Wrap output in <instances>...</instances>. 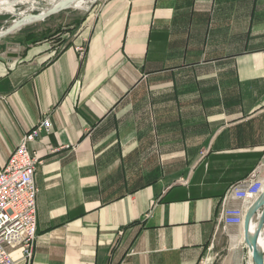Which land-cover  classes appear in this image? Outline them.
I'll use <instances>...</instances> for the list:
<instances>
[{
  "label": "crops",
  "instance_id": "1",
  "mask_svg": "<svg viewBox=\"0 0 264 264\" xmlns=\"http://www.w3.org/2000/svg\"><path fill=\"white\" fill-rule=\"evenodd\" d=\"M86 18L0 54V170L52 123L29 144L31 264H249L220 217L264 178V0H99Z\"/></svg>",
  "mask_w": 264,
  "mask_h": 264
},
{
  "label": "built area",
  "instance_id": "2",
  "mask_svg": "<svg viewBox=\"0 0 264 264\" xmlns=\"http://www.w3.org/2000/svg\"><path fill=\"white\" fill-rule=\"evenodd\" d=\"M80 56L86 49L76 48ZM52 123L49 115L24 135L0 170V264H14L11 253L21 250L23 259L31 264L36 254L37 196L39 189L35 175L39 159L29 149L42 132H50ZM264 192V178L254 177L233 189V198L247 206ZM247 210L243 207H225L221 212L224 226H243Z\"/></svg>",
  "mask_w": 264,
  "mask_h": 264
},
{
  "label": "rangeland",
  "instance_id": "3",
  "mask_svg": "<svg viewBox=\"0 0 264 264\" xmlns=\"http://www.w3.org/2000/svg\"><path fill=\"white\" fill-rule=\"evenodd\" d=\"M98 1L93 6H92L93 2H87L84 9H76V8L67 9L46 19L44 22H38L36 24L28 25L26 27L21 28V30L6 36L7 38L4 37L3 43L0 44V54L6 53L8 55H14V56L22 54L24 52V48L26 47L27 43L30 42L28 39H26L30 35L32 36L31 40H35L38 38L41 39V37H44L45 35H51V37L55 38L54 40L60 39L64 43H66L69 40L70 35L76 33L80 24L85 19H87L86 17L90 14V12L94 8V6L98 3ZM52 2L53 0L30 1L29 3H23L16 6L14 13L8 14L3 12L0 14V16H9L8 21H11L15 18V16L19 14L40 13L42 11H45L52 4ZM8 26L9 24H5L3 26L4 28H0V30L6 29ZM67 33L68 35H66ZM24 34H27L28 36H24ZM20 35L21 36L23 35L22 39L15 38V36L18 37ZM62 36L65 37L63 38ZM80 47H83L84 49L87 48L86 46H80ZM245 255L247 258V252ZM248 257L249 260H252L251 256L249 255V252H248ZM217 262L218 261H215V264H217Z\"/></svg>",
  "mask_w": 264,
  "mask_h": 264
},
{
  "label": "water",
  "instance_id": "4",
  "mask_svg": "<svg viewBox=\"0 0 264 264\" xmlns=\"http://www.w3.org/2000/svg\"><path fill=\"white\" fill-rule=\"evenodd\" d=\"M21 1L22 0H8L6 7H16ZM76 1L78 0H54V3L45 11L40 13H23L15 16V18L11 21L6 20L5 23L9 24V26L6 29L0 30V39L21 30L23 27L45 21L62 11L70 9ZM97 1L98 0H95L92 6ZM1 7L2 6L0 5V8ZM252 220L256 223V229L251 241L253 248V262L254 264H264V250L260 251L258 248L259 238L264 233V192L253 202L247 211L245 229Z\"/></svg>",
  "mask_w": 264,
  "mask_h": 264
},
{
  "label": "bare ground",
  "instance_id": "5",
  "mask_svg": "<svg viewBox=\"0 0 264 264\" xmlns=\"http://www.w3.org/2000/svg\"><path fill=\"white\" fill-rule=\"evenodd\" d=\"M8 0H0V5L2 6L0 8V13H14L15 12V7H6ZM30 1H34V0H22L19 4H23V3H29ZM95 0H78L76 1L72 8H76V9H84L85 5L87 2H94ZM54 3V0L52 2V4ZM51 4V5H52ZM256 229V223L254 222V220H252L247 228L245 229V223L243 225V238H244V244L249 252V255L251 256L252 260H253V248H252V236L255 232ZM258 248L260 251L264 250V233L260 236L259 241H258ZM250 260L249 264H254V262Z\"/></svg>",
  "mask_w": 264,
  "mask_h": 264
},
{
  "label": "trees",
  "instance_id": "6",
  "mask_svg": "<svg viewBox=\"0 0 264 264\" xmlns=\"http://www.w3.org/2000/svg\"><path fill=\"white\" fill-rule=\"evenodd\" d=\"M8 19H9V16H0V21H6Z\"/></svg>",
  "mask_w": 264,
  "mask_h": 264
}]
</instances>
